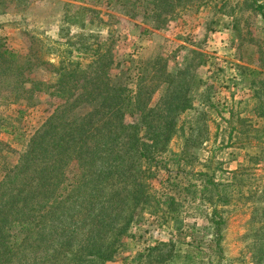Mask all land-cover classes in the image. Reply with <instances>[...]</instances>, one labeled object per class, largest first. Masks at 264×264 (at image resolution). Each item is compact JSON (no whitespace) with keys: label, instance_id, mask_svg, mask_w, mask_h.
<instances>
[{"label":"rangeland","instance_id":"rangeland-1","mask_svg":"<svg viewBox=\"0 0 264 264\" xmlns=\"http://www.w3.org/2000/svg\"><path fill=\"white\" fill-rule=\"evenodd\" d=\"M142 3L145 14L134 12L136 0H0V47L22 58L18 69L0 63V139L13 150L7 161L20 165L25 145L61 103L46 91L32 90V81L53 82L59 61L77 54L71 43L79 32L90 42L105 41L108 66H90L87 87L96 90L97 81L90 78L99 73L107 87L117 80L115 67H130L155 126L169 117L163 101L170 92L177 95L190 84L193 101L173 117L177 130L168 142L171 153L162 158L169 170H156L152 180L160 196L175 194L165 211L173 208L178 216L165 221L162 214H136L115 256L103 264H212L220 255L219 264H264V15L256 10L257 4L264 9V0H160L157 17L148 0ZM82 5L96 9L101 22L76 24L71 14ZM110 59L119 66L110 65ZM132 60L152 62L138 72ZM128 87L134 90V84ZM93 101L90 93L82 94L64 113L83 114ZM257 154L261 160L255 162L250 156ZM69 162L64 178L72 181L78 163ZM202 170L217 182H231L222 190L232 196L225 208L222 254L212 251L210 207L192 192ZM233 171L241 174L233 177ZM175 173L171 192L160 181L168 187L166 178ZM15 248L10 264H33L51 251Z\"/></svg>","mask_w":264,"mask_h":264},{"label":"trees","instance_id":"trees-1","mask_svg":"<svg viewBox=\"0 0 264 264\" xmlns=\"http://www.w3.org/2000/svg\"><path fill=\"white\" fill-rule=\"evenodd\" d=\"M136 1L134 12L145 14L148 10L142 11V0ZM148 1L150 4L146 7L157 17L160 0ZM256 10L264 15L261 4L256 5ZM98 16L99 12L90 5H82L71 14L72 20L81 27L100 23ZM73 37L71 44L77 54L65 57L67 63L59 61L53 82L32 81V90L46 91L59 97L61 103L25 145L20 165H10L7 158L13 150L0 139V264H10L16 246H20V251L25 247L33 251L51 249L48 257L39 256L41 261L33 264H88L91 261L103 264L115 256L136 214H162L165 221L178 216L173 208L165 211V207L173 204L175 194L166 191L160 196L161 191L153 187L152 180L156 178V170H169L162 158L171 153L167 146L177 130L174 115L192 106L190 84L177 95L173 91L166 96L163 107L169 117L155 126L147 119L146 107L139 100L142 85L134 83L137 74H131L130 67H115L117 80H110L107 87L102 86L101 73L90 78V82L97 81L93 86L96 90L84 84L90 66L98 64L107 68L103 60L109 54V45L105 41L90 42L82 32ZM21 59L0 47V63H5L7 69L22 68L18 64ZM82 59L89 62L85 64ZM151 62L131 61L138 72ZM109 63L119 66L116 60L110 59ZM129 83L134 84V90L128 87ZM86 93L94 100L90 109L80 115L66 116L64 111L71 109L78 97ZM161 100L158 107L163 108ZM148 110L161 112H155L153 107ZM130 115L137 116L127 121ZM250 158L257 162L261 155ZM70 160L77 161L78 172L74 180L67 181L64 172ZM236 173L233 171V177L241 174ZM196 175L199 183L193 185L194 199L210 207L206 217L211 241L216 246L212 251L220 253L222 230L227 224L225 208L232 201V196L222 190L231 182H217L203 170ZM176 176L175 173L166 178L168 187L162 180L160 185L172 192L177 183L171 177ZM262 216L264 220V206ZM220 257L211 263L219 264Z\"/></svg>","mask_w":264,"mask_h":264}]
</instances>
